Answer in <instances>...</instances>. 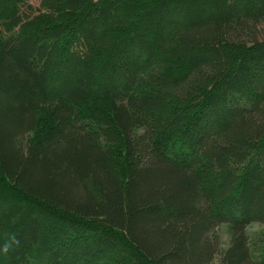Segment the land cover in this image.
I'll use <instances>...</instances> for the list:
<instances>
[{"label": "trees", "instance_id": "trees-1", "mask_svg": "<svg viewBox=\"0 0 264 264\" xmlns=\"http://www.w3.org/2000/svg\"><path fill=\"white\" fill-rule=\"evenodd\" d=\"M254 222L264 0H0V264H264Z\"/></svg>", "mask_w": 264, "mask_h": 264}, {"label": "rangeland", "instance_id": "rangeland-1", "mask_svg": "<svg viewBox=\"0 0 264 264\" xmlns=\"http://www.w3.org/2000/svg\"><path fill=\"white\" fill-rule=\"evenodd\" d=\"M34 6L38 4L36 1H31ZM246 233L249 238V243L251 246V254L255 259H262L264 254V224L261 223H251L246 227ZM218 235L220 238L221 248L225 249L229 240L231 239V230L228 224H221L218 228ZM211 264H220L216 259Z\"/></svg>", "mask_w": 264, "mask_h": 264}]
</instances>
